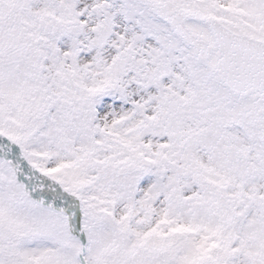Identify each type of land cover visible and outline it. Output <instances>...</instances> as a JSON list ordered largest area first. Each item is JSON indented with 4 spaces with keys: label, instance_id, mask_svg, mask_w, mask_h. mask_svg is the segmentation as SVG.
Masks as SVG:
<instances>
[{
    "label": "snow or ice",
    "instance_id": "6c2138e0",
    "mask_svg": "<svg viewBox=\"0 0 264 264\" xmlns=\"http://www.w3.org/2000/svg\"><path fill=\"white\" fill-rule=\"evenodd\" d=\"M0 264H264V0H0Z\"/></svg>",
    "mask_w": 264,
    "mask_h": 264
}]
</instances>
